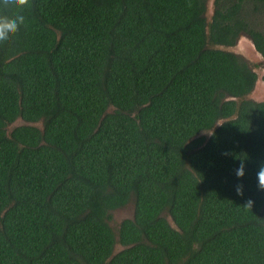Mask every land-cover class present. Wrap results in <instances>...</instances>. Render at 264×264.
Here are the masks:
<instances>
[{
	"label": "trees",
	"instance_id": "trees-1",
	"mask_svg": "<svg viewBox=\"0 0 264 264\" xmlns=\"http://www.w3.org/2000/svg\"><path fill=\"white\" fill-rule=\"evenodd\" d=\"M31 2L0 43V264H264V100L215 47L264 59V0Z\"/></svg>",
	"mask_w": 264,
	"mask_h": 264
},
{
	"label": "rangeland",
	"instance_id": "rangeland-1",
	"mask_svg": "<svg viewBox=\"0 0 264 264\" xmlns=\"http://www.w3.org/2000/svg\"><path fill=\"white\" fill-rule=\"evenodd\" d=\"M212 2L213 0H209L208 3V9L206 13L208 21L210 20L214 9V5L212 4ZM254 21H256L257 24L264 29V13L254 15ZM215 47L227 49L229 51L231 50L245 57V59L248 61L252 69L258 75V80L256 82L255 88L250 94L247 95V97L257 101L264 100V59L261 56V54H259V52H256V50L252 49L250 38L244 34H241L234 45L232 46L218 45ZM26 123H27L26 121L22 120L21 118H18L15 122L8 125V131H11L17 125L26 124ZM33 124L42 127L41 122H37ZM202 135L204 136L210 135V131L203 132ZM134 208H135L134 204L132 203V201H130L127 205L111 211V217L108 220V222L117 236L121 221L126 218H133ZM168 218L173 224L171 218L170 217ZM123 248L124 246L119 242H117L114 248V253H117Z\"/></svg>",
	"mask_w": 264,
	"mask_h": 264
},
{
	"label": "clouds",
	"instance_id": "clouds-1",
	"mask_svg": "<svg viewBox=\"0 0 264 264\" xmlns=\"http://www.w3.org/2000/svg\"><path fill=\"white\" fill-rule=\"evenodd\" d=\"M0 6L3 8H12L17 10L14 16L0 14V43L9 42L20 30V27L25 24V16L22 14L25 9H30L33 5L31 0H0ZM227 156L228 153H222ZM237 178H243L245 175V163L241 160L239 167L235 170ZM257 188L259 191H264V163L258 168L256 173ZM235 191L237 195L243 196V185H236ZM254 201L249 199L246 207L252 208Z\"/></svg>",
	"mask_w": 264,
	"mask_h": 264
},
{
	"label": "water",
	"instance_id": "water-1",
	"mask_svg": "<svg viewBox=\"0 0 264 264\" xmlns=\"http://www.w3.org/2000/svg\"><path fill=\"white\" fill-rule=\"evenodd\" d=\"M208 3H209V0H208ZM212 4L214 5V0H213ZM207 9H208V4H207ZM250 41H251L252 49H253V50H256L255 45H254V43L252 42L251 39H250ZM225 50H227V49H225ZM230 51H231V50H230ZM232 52H234V51H232ZM256 52H258V51L256 50ZM234 53H237V52H234ZM238 54H239V53H238ZM259 54H260V53H259Z\"/></svg>",
	"mask_w": 264,
	"mask_h": 264
},
{
	"label": "flooded vegetation",
	"instance_id": "flooded-vegetation-1",
	"mask_svg": "<svg viewBox=\"0 0 264 264\" xmlns=\"http://www.w3.org/2000/svg\"><path fill=\"white\" fill-rule=\"evenodd\" d=\"M258 80V79H257ZM257 82V81H256ZM256 85V84H255ZM255 88V87H254Z\"/></svg>",
	"mask_w": 264,
	"mask_h": 264
}]
</instances>
